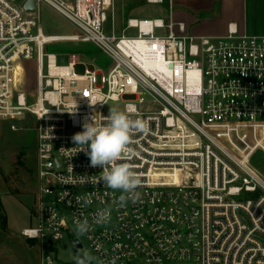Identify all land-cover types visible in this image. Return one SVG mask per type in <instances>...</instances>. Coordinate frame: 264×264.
<instances>
[{
    "label": "built area",
    "instance_id": "obj_1",
    "mask_svg": "<svg viewBox=\"0 0 264 264\" xmlns=\"http://www.w3.org/2000/svg\"><path fill=\"white\" fill-rule=\"evenodd\" d=\"M23 2L0 0V119L36 131V217L20 235L35 241L39 264H76L58 257L56 242L80 251L82 238L99 264H264V177L249 161L264 150V34L229 24L221 35H194L183 22L175 32L160 17H128L116 30L115 0H34L33 11ZM42 4L77 33L45 34ZM62 40L93 43L110 67L45 51ZM33 57L29 91L21 62ZM108 100H123L121 111L149 125L118 162L142 180L139 199L123 207L114 203L119 190L86 182L103 169L71 139L86 117L109 115ZM78 195L92 203L80 207ZM105 207L110 222L92 224ZM77 218L91 225L84 236L74 232Z\"/></svg>",
    "mask_w": 264,
    "mask_h": 264
},
{
    "label": "rangeland",
    "instance_id": "obj_2",
    "mask_svg": "<svg viewBox=\"0 0 264 264\" xmlns=\"http://www.w3.org/2000/svg\"><path fill=\"white\" fill-rule=\"evenodd\" d=\"M18 1V0H16ZM190 0H163L162 2H148L147 0H115L113 21L116 30H121L128 17L162 18L166 22H173V30L178 29L177 22L171 17L175 3L186 5ZM185 7V6H184ZM248 21L253 30L248 33H264V6L256 7L251 4ZM108 23H110V11ZM39 21L45 34H73L77 29L65 18L53 11L47 5L39 6ZM185 26V25H184ZM186 30V28H185ZM167 33L168 29L156 30ZM127 32L134 33L132 29ZM51 52H76L86 63L107 71L110 58L91 42L62 40L51 42L45 47ZM25 69V85L29 91H34L36 84V62L32 59L21 62ZM121 111L123 100H108L104 111ZM30 122H25L19 129H12L9 122L0 119V264H39V249L34 240L20 235L23 227L35 222L37 178H36V131L29 128ZM32 125V124H30ZM250 164L264 177V150L257 149L249 159ZM4 216L5 222L1 218ZM77 250L71 247L67 239L56 242L57 255L62 259L72 260L77 253L87 251L93 257V264H99L96 254L87 246Z\"/></svg>",
    "mask_w": 264,
    "mask_h": 264
},
{
    "label": "clouds",
    "instance_id": "obj_3",
    "mask_svg": "<svg viewBox=\"0 0 264 264\" xmlns=\"http://www.w3.org/2000/svg\"><path fill=\"white\" fill-rule=\"evenodd\" d=\"M98 102L90 100L91 105ZM127 113L134 111L131 105L126 110ZM82 131L75 133L71 139L77 145V152H84L90 160V167H101L99 180L94 176H89L86 182L99 183L103 181L109 189L114 192L119 190L121 195L114 203L119 206H125L128 200L135 203L140 194L136 189L141 185L140 175L133 170L131 164L127 162L118 163L126 160L131 155L130 144L136 134H147L149 125L145 120L133 119L125 111L111 110L108 116L103 117L102 122H97L96 116L86 117L82 123ZM76 204L80 207H86L92 203L90 195L76 196ZM111 207L98 209L92 216V224L105 225L111 219ZM75 234L79 236L86 235L91 228L87 218L75 221ZM93 257L87 251L76 255V264H89ZM114 264V261L112 262Z\"/></svg>",
    "mask_w": 264,
    "mask_h": 264
},
{
    "label": "crops",
    "instance_id": "obj_4",
    "mask_svg": "<svg viewBox=\"0 0 264 264\" xmlns=\"http://www.w3.org/2000/svg\"><path fill=\"white\" fill-rule=\"evenodd\" d=\"M175 4L177 7L172 8L170 14L172 20L183 22L188 33L221 35L229 24L237 26L240 31L251 32L249 8L251 4L264 6V0H190L188 6Z\"/></svg>",
    "mask_w": 264,
    "mask_h": 264
},
{
    "label": "water",
    "instance_id": "obj_5",
    "mask_svg": "<svg viewBox=\"0 0 264 264\" xmlns=\"http://www.w3.org/2000/svg\"><path fill=\"white\" fill-rule=\"evenodd\" d=\"M23 7L28 11L35 10L34 0H25V2H23ZM76 245H79V244L76 242Z\"/></svg>",
    "mask_w": 264,
    "mask_h": 264
},
{
    "label": "trees",
    "instance_id": "obj_6",
    "mask_svg": "<svg viewBox=\"0 0 264 264\" xmlns=\"http://www.w3.org/2000/svg\"><path fill=\"white\" fill-rule=\"evenodd\" d=\"M1 221H2V223L5 222V218H4V216H2Z\"/></svg>",
    "mask_w": 264,
    "mask_h": 264
},
{
    "label": "bare ground",
    "instance_id": "obj_7",
    "mask_svg": "<svg viewBox=\"0 0 264 264\" xmlns=\"http://www.w3.org/2000/svg\"><path fill=\"white\" fill-rule=\"evenodd\" d=\"M52 38H58V37H55V36H54V37H52Z\"/></svg>",
    "mask_w": 264,
    "mask_h": 264
}]
</instances>
